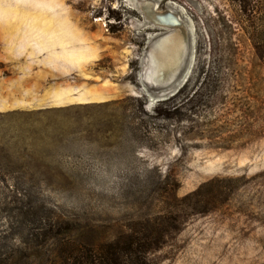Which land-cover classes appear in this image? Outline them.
Listing matches in <instances>:
<instances>
[{"label": "rangeland", "instance_id": "obj_1", "mask_svg": "<svg viewBox=\"0 0 264 264\" xmlns=\"http://www.w3.org/2000/svg\"><path fill=\"white\" fill-rule=\"evenodd\" d=\"M150 1L177 25L130 0H0V249L37 216L88 243L159 225L153 264H264V64L243 29L264 0ZM172 31L180 65L151 84Z\"/></svg>", "mask_w": 264, "mask_h": 264}, {"label": "trees", "instance_id": "obj_2", "mask_svg": "<svg viewBox=\"0 0 264 264\" xmlns=\"http://www.w3.org/2000/svg\"><path fill=\"white\" fill-rule=\"evenodd\" d=\"M238 2L243 13L252 14L248 12L250 8L254 9V2ZM243 29L249 30L246 31L248 37L264 64V25H257L250 18ZM207 185H201L193 195H198ZM213 194H208L207 203L213 200ZM37 218L35 216L34 223L38 226L27 237L29 243L24 242L22 247L11 252L0 249V264H153L149 255L164 244L163 230L156 224L147 223L137 230L119 232L116 237L88 243L74 239L72 234L76 230L70 221Z\"/></svg>", "mask_w": 264, "mask_h": 264}, {"label": "bare ground", "instance_id": "obj_3", "mask_svg": "<svg viewBox=\"0 0 264 264\" xmlns=\"http://www.w3.org/2000/svg\"><path fill=\"white\" fill-rule=\"evenodd\" d=\"M131 5L145 15L146 21L162 27L177 25L178 18L169 13L158 11L150 0H130ZM185 42L178 37L177 31L168 32L161 36L155 46L149 52L144 79L154 85L167 82L172 75V70L180 65ZM172 71V72H170ZM177 83V82H176Z\"/></svg>", "mask_w": 264, "mask_h": 264}, {"label": "water", "instance_id": "obj_4", "mask_svg": "<svg viewBox=\"0 0 264 264\" xmlns=\"http://www.w3.org/2000/svg\"><path fill=\"white\" fill-rule=\"evenodd\" d=\"M162 27H164V26H162ZM167 27H173V25L167 24V26H165V28H167Z\"/></svg>", "mask_w": 264, "mask_h": 264}, {"label": "crops", "instance_id": "obj_5", "mask_svg": "<svg viewBox=\"0 0 264 264\" xmlns=\"http://www.w3.org/2000/svg\"><path fill=\"white\" fill-rule=\"evenodd\" d=\"M4 102H5V101H4ZM6 102H11V101H8V100H7Z\"/></svg>", "mask_w": 264, "mask_h": 264}]
</instances>
